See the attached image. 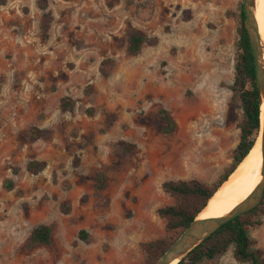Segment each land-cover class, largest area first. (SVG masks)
I'll return each instance as SVG.
<instances>
[{
	"label": "rangeland",
	"instance_id": "obj_1",
	"mask_svg": "<svg viewBox=\"0 0 264 264\" xmlns=\"http://www.w3.org/2000/svg\"><path fill=\"white\" fill-rule=\"evenodd\" d=\"M241 3L0 0V264H141L142 242L169 241L162 184H213L239 140ZM129 30L157 42L131 57ZM252 220L264 253V215ZM40 225L48 245L30 242ZM231 252L200 264H240Z\"/></svg>",
	"mask_w": 264,
	"mask_h": 264
},
{
	"label": "trees",
	"instance_id": "obj_2",
	"mask_svg": "<svg viewBox=\"0 0 264 264\" xmlns=\"http://www.w3.org/2000/svg\"><path fill=\"white\" fill-rule=\"evenodd\" d=\"M238 39L235 45V74L230 87L234 95L238 96L243 113V122L240 125V134L237 145L232 152V162L218 179L211 185H206L197 180L165 181L162 190L174 199L172 205L160 207L156 210L157 216L164 221V229L170 234L169 241L157 239L142 242L140 249L145 255L141 264H154L168 246L180 235V233L194 220L205 207L213 193L226 181L227 177L235 170L237 165L246 157L252 149L259 132V101L255 87V75L251 50L243 24L242 7L239 6ZM49 18L45 16L42 21L43 38H47ZM156 38H146L141 33L129 30L126 33L127 54L131 57L138 55L142 45H154ZM102 73L106 70L100 68ZM62 110H71L72 101L68 98L60 100ZM159 116L164 123L162 131L166 134L174 132L176 125L165 110L159 111ZM39 134H42L39 132ZM44 165L39 162H30L26 165L29 173L42 171ZM8 181L6 188L11 187ZM261 204L251 211L236 217L213 232L197 247L186 254L177 264H200L204 260H213L224 255L232 247V258L240 264H264V253L253 249V240L248 235L249 228H255L259 222L252 220L259 213L264 215ZM82 235V234H81ZM51 228L40 225L32 229L30 242L32 244L48 245L50 243Z\"/></svg>",
	"mask_w": 264,
	"mask_h": 264
},
{
	"label": "water",
	"instance_id": "obj_3",
	"mask_svg": "<svg viewBox=\"0 0 264 264\" xmlns=\"http://www.w3.org/2000/svg\"><path fill=\"white\" fill-rule=\"evenodd\" d=\"M241 7L244 18V29L251 50L255 75V87L259 101L261 179L254 187L252 192L224 216L218 218H199L200 213L207 208L209 201L216 194L218 189L222 186L221 185L207 201L205 207L198 214V216L192 220L191 223L180 233V235L168 246V248L162 253V255L154 264H177L186 254L202 243L217 229L236 217L258 207L264 199V117L262 121L260 120V107L264 102V43L258 33L255 20V0H242ZM240 163L227 177L225 182H227L230 176L237 170Z\"/></svg>",
	"mask_w": 264,
	"mask_h": 264
},
{
	"label": "bare ground",
	"instance_id": "obj_4",
	"mask_svg": "<svg viewBox=\"0 0 264 264\" xmlns=\"http://www.w3.org/2000/svg\"><path fill=\"white\" fill-rule=\"evenodd\" d=\"M255 20L258 33L264 43V0H255ZM264 117V102L260 107V120ZM260 132L247 156L242 160L237 170L227 182L222 184L209 201L199 218H218L230 212L243 201L261 179Z\"/></svg>",
	"mask_w": 264,
	"mask_h": 264
}]
</instances>
